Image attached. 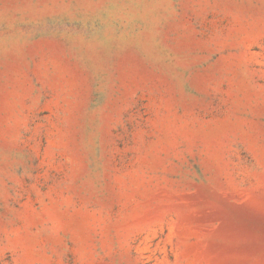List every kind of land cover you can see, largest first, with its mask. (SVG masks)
<instances>
[{
  "label": "rangeland",
  "instance_id": "rangeland-1",
  "mask_svg": "<svg viewBox=\"0 0 264 264\" xmlns=\"http://www.w3.org/2000/svg\"><path fill=\"white\" fill-rule=\"evenodd\" d=\"M0 264H264V0H0Z\"/></svg>",
  "mask_w": 264,
  "mask_h": 264
}]
</instances>
